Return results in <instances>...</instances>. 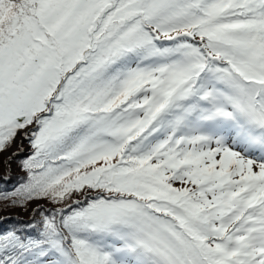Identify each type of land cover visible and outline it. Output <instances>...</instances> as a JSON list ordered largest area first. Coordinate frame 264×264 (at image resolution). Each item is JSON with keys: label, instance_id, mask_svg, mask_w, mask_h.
Listing matches in <instances>:
<instances>
[{"label": "snow or ice", "instance_id": "6c2138e0", "mask_svg": "<svg viewBox=\"0 0 264 264\" xmlns=\"http://www.w3.org/2000/svg\"><path fill=\"white\" fill-rule=\"evenodd\" d=\"M18 135L0 264H264V0H0Z\"/></svg>", "mask_w": 264, "mask_h": 264}, {"label": "trees", "instance_id": "16d2710c", "mask_svg": "<svg viewBox=\"0 0 264 264\" xmlns=\"http://www.w3.org/2000/svg\"><path fill=\"white\" fill-rule=\"evenodd\" d=\"M31 150L26 151L24 155H16V161L11 160L7 168L0 162V197L5 193H12L16 188L26 183L28 176L26 170L22 167V162L31 155ZM3 167V168H2ZM39 205L42 209H51L54 206L47 199L33 200L24 205H12L10 200L0 198V233L13 228H25L33 221H39L40 213H34L33 210ZM39 229V224L36 225ZM32 235L35 232L28 229Z\"/></svg>", "mask_w": 264, "mask_h": 264}, {"label": "rangeland", "instance_id": "374dc122", "mask_svg": "<svg viewBox=\"0 0 264 264\" xmlns=\"http://www.w3.org/2000/svg\"><path fill=\"white\" fill-rule=\"evenodd\" d=\"M16 138L17 143L14 142L6 151L0 153V162L4 164V169L7 168V165L11 160L16 161L15 152H19L21 148L25 147L24 145L27 146L29 143L26 139L22 140L20 136H17ZM18 141L22 142L18 143ZM9 157H11V159H9Z\"/></svg>", "mask_w": 264, "mask_h": 264}]
</instances>
